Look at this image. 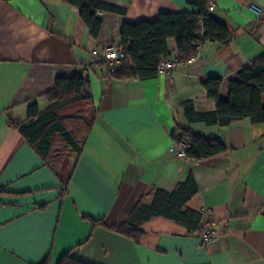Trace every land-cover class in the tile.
Masks as SVG:
<instances>
[{"label":"crops","instance_id":"crops-1","mask_svg":"<svg viewBox=\"0 0 264 264\" xmlns=\"http://www.w3.org/2000/svg\"><path fill=\"white\" fill-rule=\"evenodd\" d=\"M88 1L125 14L97 12L94 38L65 0H0V264H57L64 255L84 264H264V124L219 127L202 88L218 78L226 100L228 83L264 55V0H209L229 43L206 42L193 64L148 80L116 79L90 53L119 44L123 23L193 12L187 0ZM168 49L176 50L173 40ZM79 72L88 77L91 108L82 116L91 127L79 154L68 158L63 187L8 122L24 119L33 101L44 107L55 80ZM188 103L202 120L185 116ZM179 128L221 140L225 152L203 161L176 157L170 148ZM189 175L197 193L185 207L202 214L201 223H215L209 244L163 218L140 225L135 240L112 230L140 201L149 205L155 190L171 192Z\"/></svg>","mask_w":264,"mask_h":264},{"label":"trees","instance_id":"trees-1","mask_svg":"<svg viewBox=\"0 0 264 264\" xmlns=\"http://www.w3.org/2000/svg\"><path fill=\"white\" fill-rule=\"evenodd\" d=\"M65 1L78 8L80 18L94 38L101 25L95 18L97 12L125 14L124 9L103 3ZM208 4L209 0H187L186 5L193 12L162 13L152 21L123 23L118 45L124 50V58L111 76L116 79L154 78L159 61L171 55L168 41L173 40L178 55L186 58L192 52L200 27L207 42L226 46L231 38L230 32L224 23L206 12ZM220 84L218 78H207L202 82L206 98L214 104L215 112L212 115L216 117L219 127H227L243 119H249L254 125L264 124V106L261 104V97L264 96V55L240 69L237 80L228 83L227 99L224 101L218 96ZM43 99L44 107L37 101L29 103L24 119L9 120L8 126L20 133L65 187L72 171L68 158L70 154H79L91 127V121L82 116L83 112L91 108L87 75L79 72L69 78H57L54 87L43 95ZM184 114L189 120H202L205 116L195 113L189 103L184 105ZM178 131L177 135H172L173 141L187 143L183 152L192 161L209 160L225 152V146L219 139L205 138L183 128ZM196 193L195 181L189 175L171 192L155 190L149 205L140 201L128 220L113 226L112 230L135 240L141 235L140 225L155 218H163L183 225L190 232H201L202 214L185 207ZM92 223L96 225L100 221ZM57 264L84 263L64 255Z\"/></svg>","mask_w":264,"mask_h":264},{"label":"built area","instance_id":"built-area-1","mask_svg":"<svg viewBox=\"0 0 264 264\" xmlns=\"http://www.w3.org/2000/svg\"><path fill=\"white\" fill-rule=\"evenodd\" d=\"M214 10V5L209 3L206 12L211 14ZM250 10L259 14L260 10L254 6H250ZM197 39L192 45V52L186 58H181L178 53L173 51L170 56L162 58L156 67L157 74L169 75L175 68L189 66L196 62L199 58L202 47L207 42L203 37V30L200 27L197 30ZM124 58V50L118 44L103 45L95 48L90 53V59L93 64H98L104 71L111 74L115 72L122 59ZM187 146L185 141H173L170 151L178 158L186 159L183 150ZM214 222L210 217H205L201 223L202 231L198 232L202 244L207 245L216 237Z\"/></svg>","mask_w":264,"mask_h":264},{"label":"water","instance_id":"water-1","mask_svg":"<svg viewBox=\"0 0 264 264\" xmlns=\"http://www.w3.org/2000/svg\"><path fill=\"white\" fill-rule=\"evenodd\" d=\"M95 18H96L97 20H100V19L102 18V15L99 14V13H97V14L95 15Z\"/></svg>","mask_w":264,"mask_h":264},{"label":"rangeland","instance_id":"rangeland-1","mask_svg":"<svg viewBox=\"0 0 264 264\" xmlns=\"http://www.w3.org/2000/svg\"><path fill=\"white\" fill-rule=\"evenodd\" d=\"M17 117H18V116H17ZM17 117H16V118H17ZM20 118H21V117H20ZM20 118H19V120H20ZM17 120H18V118H17Z\"/></svg>","mask_w":264,"mask_h":264}]
</instances>
